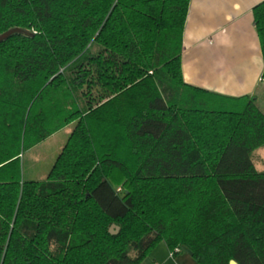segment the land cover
I'll list each match as a JSON object with an SVG mask.
<instances>
[{"label":"trees","instance_id":"obj_1","mask_svg":"<svg viewBox=\"0 0 264 264\" xmlns=\"http://www.w3.org/2000/svg\"><path fill=\"white\" fill-rule=\"evenodd\" d=\"M188 7L0 0V35L28 33L0 42V264H142L160 243L264 264V112L185 83ZM252 14L264 59V2ZM70 125L48 178L25 181L24 152Z\"/></svg>","mask_w":264,"mask_h":264},{"label":"crops","instance_id":"obj_2","mask_svg":"<svg viewBox=\"0 0 264 264\" xmlns=\"http://www.w3.org/2000/svg\"><path fill=\"white\" fill-rule=\"evenodd\" d=\"M262 2L189 0L181 54L186 84L227 97L253 98L264 112V59L252 14ZM155 263L196 264L185 248L170 258L163 243L142 264Z\"/></svg>","mask_w":264,"mask_h":264},{"label":"rangeland","instance_id":"obj_3","mask_svg":"<svg viewBox=\"0 0 264 264\" xmlns=\"http://www.w3.org/2000/svg\"><path fill=\"white\" fill-rule=\"evenodd\" d=\"M72 130V125L67 126L39 145L24 152L21 159V174L25 181H44L48 178L56 158L62 148L68 144ZM251 160L257 172H264V147L253 151Z\"/></svg>","mask_w":264,"mask_h":264},{"label":"water","instance_id":"obj_4","mask_svg":"<svg viewBox=\"0 0 264 264\" xmlns=\"http://www.w3.org/2000/svg\"><path fill=\"white\" fill-rule=\"evenodd\" d=\"M13 34H23V35H28V33L26 31H23L21 29H11L7 32H5L4 34L0 35V42L5 40L6 38L10 37L11 35ZM119 231V228L116 227V226H111L110 229H109V233L111 235H116ZM229 264H237L236 262L234 261H230Z\"/></svg>","mask_w":264,"mask_h":264},{"label":"built area","instance_id":"obj_5","mask_svg":"<svg viewBox=\"0 0 264 264\" xmlns=\"http://www.w3.org/2000/svg\"><path fill=\"white\" fill-rule=\"evenodd\" d=\"M176 253H179V249H175V250H173V251H170V252H169V257H170V258H174V255H175ZM155 264H161V263H155Z\"/></svg>","mask_w":264,"mask_h":264}]
</instances>
